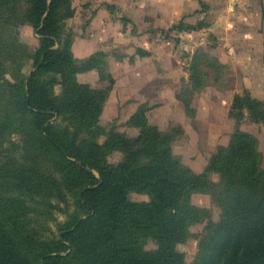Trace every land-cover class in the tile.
<instances>
[{"label": "trees", "instance_id": "trees-1", "mask_svg": "<svg viewBox=\"0 0 264 264\" xmlns=\"http://www.w3.org/2000/svg\"><path fill=\"white\" fill-rule=\"evenodd\" d=\"M74 13L72 0H0V264H188L177 245L207 217L192 201L204 191L214 196L221 215L209 222L191 264H264L258 138L236 127L230 142L198 172L173 150L182 127L152 124L146 103L127 121L138 134L107 129L101 116L115 78L103 70L107 52L75 57L73 34L65 30ZM22 25L39 35L34 51L21 38ZM200 57L197 52L191 62L189 91L208 77L202 65L216 66ZM93 68L102 69L109 86L79 80V73ZM246 94L236 95L231 106L237 124L244 109L255 122L264 121V100ZM179 98L190 107V99ZM116 151L123 158L112 162ZM210 172L220 179H211ZM10 186L14 191L7 195ZM131 191L150 199L131 200ZM70 198L74 212L59 225L61 234L44 236V215L62 203L67 209ZM33 210L37 216L29 215ZM149 240L155 248L146 247Z\"/></svg>", "mask_w": 264, "mask_h": 264}, {"label": "rangeland", "instance_id": "rangeland-1", "mask_svg": "<svg viewBox=\"0 0 264 264\" xmlns=\"http://www.w3.org/2000/svg\"><path fill=\"white\" fill-rule=\"evenodd\" d=\"M72 5L75 13L65 21V30L73 34L75 57L83 60L98 51L107 52L108 65L103 70L115 78L101 116L102 125L136 135L139 128L127 121L146 103L152 124L163 130L182 127L173 150L183 164L198 172L219 147L230 142L239 126L258 138L264 167V121L255 122L247 109L240 124L231 115L238 94L249 93L264 100V0H72ZM192 24L198 27L192 29ZM20 30L21 38L34 51L39 44L38 33L30 25H22ZM140 49L149 54L141 56ZM197 52L201 63L207 64L210 58L216 66L202 65L208 77L203 76L202 84L189 91L193 85L190 66ZM31 69L32 60L24 67L26 72ZM101 70H87L90 72L78 74V78L94 87L109 86ZM55 90L60 92L62 86ZM179 96L190 99V107ZM122 158L119 151L110 155L112 162ZM209 176L220 179L217 172ZM11 191L10 186L5 192L10 195ZM129 198L150 199L136 191H131ZM192 201L205 208L207 217L193 225L188 239L177 245L188 264L197 258L209 222L221 215L220 206L208 191L195 193ZM33 211L29 215L37 216ZM73 212L70 198L67 209L62 203L52 215H44L49 227L42 230L43 235L61 234L59 225L66 224ZM146 247L156 245L149 240Z\"/></svg>", "mask_w": 264, "mask_h": 264}, {"label": "crops", "instance_id": "crops-1", "mask_svg": "<svg viewBox=\"0 0 264 264\" xmlns=\"http://www.w3.org/2000/svg\"><path fill=\"white\" fill-rule=\"evenodd\" d=\"M73 45H74V41H73ZM72 49H73V46H72ZM86 72L88 73V72H90V71L81 72V73H79V74L82 75V73L85 74ZM112 89H113V88H112ZM111 91H112V90H111Z\"/></svg>", "mask_w": 264, "mask_h": 264}]
</instances>
